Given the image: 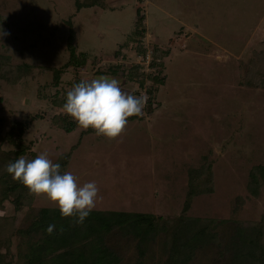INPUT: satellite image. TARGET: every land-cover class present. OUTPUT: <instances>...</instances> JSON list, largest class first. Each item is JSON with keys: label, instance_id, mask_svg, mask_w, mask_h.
<instances>
[{"label": "rangeland", "instance_id": "374dc122", "mask_svg": "<svg viewBox=\"0 0 264 264\" xmlns=\"http://www.w3.org/2000/svg\"><path fill=\"white\" fill-rule=\"evenodd\" d=\"M75 1L0 0V29L8 33L0 36V51L14 63L39 67L14 85L0 78L1 135L25 123L23 143L36 154L46 152L54 163L71 154L66 171L79 184L95 181L99 188L94 211L179 216L190 172L210 164L212 191L194 196L187 215L222 220L216 228L219 246L198 252L189 264H228L219 252L239 222L264 221V185L257 196L248 189L251 168L264 166V88L241 83L254 55L264 52V0H103V7L80 10ZM137 8L144 15L139 39L145 54L136 42L123 45L135 28ZM70 32L77 51L89 60L85 69H68L55 83L49 68L68 60ZM154 49L162 66L152 64ZM136 65L138 75H145L143 87L130 77ZM151 73H158L163 84L147 78ZM101 75L116 78L125 91L147 101L146 89L157 88L152 112L146 104L113 140L55 126L52 118L65 113L51 98L67 93L77 79ZM2 149L13 146L4 142ZM41 208L58 209L35 196L21 211L5 202L0 215L14 216L16 227H25L35 214L28 213ZM47 220L56 227L74 224L73 218ZM41 239V232L16 234L8 260L25 264ZM164 247L160 236L140 260L134 245H125L121 264H161Z\"/></svg>", "mask_w": 264, "mask_h": 264}, {"label": "trees", "instance_id": "16d2710c", "mask_svg": "<svg viewBox=\"0 0 264 264\" xmlns=\"http://www.w3.org/2000/svg\"><path fill=\"white\" fill-rule=\"evenodd\" d=\"M96 5L103 7L105 4L103 0L75 1L76 10ZM136 13L135 28L123 45L136 42L138 52L145 54L146 49L139 39L145 30L144 15L141 8H137ZM74 37L73 32H70L67 45L68 60L59 68H49L53 73L55 83L66 70L72 69L78 73V70L85 69L87 66L89 55L77 51ZM154 52L156 54H153L152 64L154 62V65L158 63L157 65L162 66L157 54L160 51L154 49ZM166 54L169 52L166 51ZM254 57L250 61L251 64L247 66L241 83L248 87L261 86L264 88V52L257 53ZM35 68L39 67L26 62L14 63L9 54L0 51V78L8 84L18 83L23 77L32 74ZM45 69L42 68V71L44 72ZM139 69L138 65L132 67L133 76L130 77L137 80L139 78V86L143 87L145 75H138ZM107 72L111 73V71ZM147 78L155 84H163L158 73L148 74ZM80 81V79L75 80V84ZM146 90L149 93L147 111L152 112L151 105L157 88L151 87ZM66 94L60 95L57 92L51 98V103L63 109ZM137 118L139 116H132L129 120ZM52 123L67 133L81 129L67 114L55 115ZM14 125L9 133L2 136L3 120L0 118V211L4 209L7 201L14 205L16 211H21L29 207L35 198L29 194L27 188L13 180L6 171L8 163L14 162L18 157L33 159L37 155L23 143L27 125L21 122ZM85 132L89 133L93 130L88 129ZM82 133L84 134V131ZM4 142L12 145L13 149H2ZM70 156L69 153L64 154L55 162L61 165L62 172L66 171ZM263 185L264 166L252 167L248 184L250 193L257 196ZM212 187V168L210 164H207L203 168L190 172L189 192L183 212L179 216L163 218L151 213L92 210L82 225L63 224L56 227L51 235L47 234L46 229L53 223L48 222L47 218L62 221L68 219L61 217L58 209L41 208L37 213L36 211L29 212L28 216L35 214L31 220L28 219L29 224L25 227H16L14 216L0 215V264H11L8 254L11 240L16 234L30 235L40 232L42 239L27 253L25 264H121L123 247L131 244L134 245L137 257L140 260H146L150 253V245L155 243L160 236L164 238L166 253V258L161 264H189L198 252L211 246H219L216 228L217 225L223 223L222 220L216 221L187 215L192 198L198 194L211 192ZM4 249L6 251H3ZM219 256L225 261L228 260V264H264V221L239 222L228 246L219 252Z\"/></svg>", "mask_w": 264, "mask_h": 264}, {"label": "clouds", "instance_id": "9594fccd", "mask_svg": "<svg viewBox=\"0 0 264 264\" xmlns=\"http://www.w3.org/2000/svg\"><path fill=\"white\" fill-rule=\"evenodd\" d=\"M7 34L0 29V36ZM146 104V96L130 94L116 78L101 75L74 84L66 94L63 111L81 129H92L95 135L113 140L125 131L130 117L143 114ZM6 171L30 195L46 198L59 209L61 217L73 218L75 224L82 225L95 207L99 194L96 182L79 184L72 172H62L61 165L46 152L33 159L20 156L8 163ZM55 229L56 225L50 224L46 232L51 235Z\"/></svg>", "mask_w": 264, "mask_h": 264}]
</instances>
